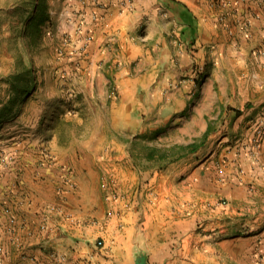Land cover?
Here are the masks:
<instances>
[{"label":"rangeland","instance_id":"374dc122","mask_svg":"<svg viewBox=\"0 0 264 264\" xmlns=\"http://www.w3.org/2000/svg\"><path fill=\"white\" fill-rule=\"evenodd\" d=\"M81 2L0 0V264H264V86L244 121L233 95L216 103L207 136L198 125L176 141L167 126L80 123L90 81L76 62L87 46L74 38L89 39ZM212 46L200 79L220 63ZM246 139L248 155L230 158L225 146ZM80 152L96 155L92 173L77 172ZM63 155L74 168L51 172ZM53 218L63 221L54 235Z\"/></svg>","mask_w":264,"mask_h":264},{"label":"crops","instance_id":"0c3cea01","mask_svg":"<svg viewBox=\"0 0 264 264\" xmlns=\"http://www.w3.org/2000/svg\"><path fill=\"white\" fill-rule=\"evenodd\" d=\"M81 3L79 8L84 14H79V22L89 39L85 45L81 34L74 36L78 49L87 46L76 62L84 68L80 70L82 74L90 73V81L83 89L87 95L85 108L81 105L76 117L80 123L87 118L95 126L110 127V131L141 134L167 126L169 138L181 141L187 139L186 135L196 125L200 127L198 134H204L212 118L209 110L217 109L218 102L230 100V95L232 101H241V106L235 108L242 110V121L251 114L246 101L257 87L264 86V55L258 56L257 50L258 46L264 47V0H82ZM112 34L118 35L116 47L120 58L113 48L107 47ZM211 45L216 48L212 54H218L220 63L200 79L202 72L196 64H202L210 56L207 47ZM231 61L246 68L247 74L240 79L234 76L228 67ZM110 82L116 89L114 97L109 96ZM102 140L101 133L94 134L83 144ZM248 140L234 146L222 142V146L230 158L238 157L239 152L243 158L248 155V147L245 150L242 146ZM80 156L78 162L84 170L77 172L92 173L96 155L80 152ZM247 159L249 175L256 177L260 174L258 170H251L255 160ZM256 159L264 164V146ZM71 165L70 156L63 155L51 172L58 173L63 166ZM62 223L58 218L52 219L53 235L55 227Z\"/></svg>","mask_w":264,"mask_h":264},{"label":"built area","instance_id":"2783aa9c","mask_svg":"<svg viewBox=\"0 0 264 264\" xmlns=\"http://www.w3.org/2000/svg\"><path fill=\"white\" fill-rule=\"evenodd\" d=\"M117 42H118V35H117V34H112V35L109 37L108 41H107V44H108L107 47H109L110 49L113 48V50H114L115 52L118 53V57L120 58V57H122V55L119 54V52H118V48L116 47ZM210 50H211V51H216V48H215L214 46H212V47H210ZM117 53H116V54H117ZM119 64H122V62L119 61ZM109 87H110V93H109V96H110V97H114L115 94H116V89H115V87H114V84L110 82V83H109Z\"/></svg>","mask_w":264,"mask_h":264},{"label":"trees","instance_id":"16d2710c","mask_svg":"<svg viewBox=\"0 0 264 264\" xmlns=\"http://www.w3.org/2000/svg\"><path fill=\"white\" fill-rule=\"evenodd\" d=\"M208 133H209V129H208L207 132H206V136L208 135ZM190 146H193V145H190ZM197 148H198V147H192V150H193V151H196Z\"/></svg>","mask_w":264,"mask_h":264}]
</instances>
